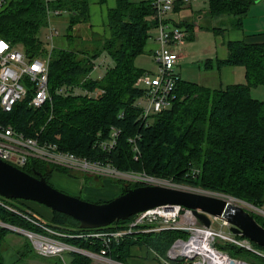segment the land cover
Masks as SVG:
<instances>
[{
    "label": "trees",
    "instance_id": "1",
    "mask_svg": "<svg viewBox=\"0 0 264 264\" xmlns=\"http://www.w3.org/2000/svg\"><path fill=\"white\" fill-rule=\"evenodd\" d=\"M153 1L115 0V6L107 10L104 18L106 32L99 35L92 29L89 0H50L49 3L44 0H5L0 10V38L21 47L25 53L49 55L48 86L52 99L35 110L29 106L32 95L28 93L11 112L5 113L0 107V124L11 126L39 142L52 143L60 151L89 159L105 156L93 145L97 136L107 138L113 126L121 130L118 144L109 155L111 164L118 171L145 173L183 187L189 185L262 206L264 101L252 98L250 89L264 84V44L229 41L227 58L217 63L218 67L242 66L245 84L211 90L179 78L170 105L151 115L147 125H141L134 102L143 90L136 87L135 82L146 71L137 68L134 61L145 52L152 32L158 26ZM105 2L98 0L99 4ZM208 2L210 17L234 16L236 19L232 25L239 27L253 0ZM179 5L182 4H175V9ZM50 10L61 12L50 16L67 19L68 48L46 49L40 41L39 32L48 25L46 18ZM80 26L86 28L82 30ZM191 27V24L187 25L186 30ZM77 44L79 49H76ZM100 56L107 57L110 63L100 79H92L88 76ZM61 87L70 88L71 93L67 96L56 94ZM76 89L103 90L104 93L88 99L74 95ZM136 135H139L136 141L138 155L128 141ZM21 170L34 177H37L35 173H40L52 187L54 173L67 175L64 169L33 160ZM138 186L135 183L131 188ZM11 201L8 200L10 205L22 211L31 210V205L36 204L25 200ZM49 211L51 215L47 223L53 228L79 229V222L75 219ZM253 218L264 228V219ZM130 220L116 222L115 227H125ZM0 223L32 229L1 207ZM8 232L11 230L0 226V264H3L2 245ZM179 237H183L181 232L169 230L137 234L113 243L109 257L126 264L130 247L144 245L160 260H165L168 249ZM74 244L93 252L100 248L99 244L91 246L81 241H74ZM253 245L264 252V248ZM225 248L234 251L233 254L228 251L231 257L235 255L251 264H264V259L250 252L229 246ZM70 264L92 263L85 256L74 254Z\"/></svg>",
    "mask_w": 264,
    "mask_h": 264
},
{
    "label": "built area",
    "instance_id": "2",
    "mask_svg": "<svg viewBox=\"0 0 264 264\" xmlns=\"http://www.w3.org/2000/svg\"><path fill=\"white\" fill-rule=\"evenodd\" d=\"M49 3L50 0H44ZM197 1L209 0H154L158 26L155 28L158 48L153 52L156 63L154 74L145 72L141 75L135 86L143 90V94L134 103L139 109L138 121L141 125H147L151 115L159 113L170 105L173 92L179 76L174 69L178 63V54L175 47L181 45L186 37L182 28L171 26L165 19V15L172 11L175 4L188 5ZM5 0H0V10ZM60 15L58 10L47 12ZM48 23L49 39L52 40L56 31ZM48 62L49 55L39 56L20 51L11 42L0 38V107L3 112L9 113L14 106L22 101L28 93H31L29 106L35 110L40 109L46 103L51 102L48 86ZM94 63L92 72L99 66ZM103 74L99 75L100 79ZM91 78V74L88 76ZM88 99H94L103 90H84ZM81 90L76 89L74 95H80ZM58 95L67 96L70 88L61 87L55 91ZM123 114L120 115L122 117ZM121 130L111 127L107 138L97 139L93 148L105 156L100 159H89L76 156L69 152L60 151L56 145L49 142H39L35 138L26 137L23 133L15 131L11 126L0 124V160L18 169L25 167L30 161H40L48 165L65 169L71 173L92 175L109 179H119L139 185L169 186L168 183L156 180L145 173L120 172L111 164L109 155L115 150ZM139 135L130 138L132 151L138 155L136 141ZM135 155L134 159H137ZM74 173V174H75ZM164 182H167L164 180ZM212 195H218L213 194ZM230 204L239 206L249 215L264 219V204L255 206L247 202L220 196ZM9 199L0 197V207L13 213L32 229H22L12 225L0 223V226L20 233L29 242L33 252L39 257H57L63 259L65 254H81L93 260V264H121L109 257V249L113 243L124 239H130L137 234H147L162 231H179L183 237L174 240L166 253L163 264H171L178 261L180 264H251L241 259L231 257L220 248L229 246L235 249L250 252L264 259V252L255 248L253 243L242 235L233 234L231 225L225 220L216 217L210 218V225L203 226L192 214L190 209L172 205L159 206L149 209L131 217V220L122 228H95L78 229L74 231L58 230L35 217L31 210H19L8 202ZM212 220L218 222L213 227ZM74 241L88 243L91 246L100 245L98 252L84 250L77 247ZM64 264H69L63 262Z\"/></svg>",
    "mask_w": 264,
    "mask_h": 264
},
{
    "label": "crops",
    "instance_id": "3",
    "mask_svg": "<svg viewBox=\"0 0 264 264\" xmlns=\"http://www.w3.org/2000/svg\"><path fill=\"white\" fill-rule=\"evenodd\" d=\"M89 3L92 29L95 33L103 35L106 32L103 25L106 12L115 6V0H106L104 4H99L98 0H89ZM208 4L209 2L206 1H197L188 5H179L177 9L173 7L172 11L165 15L166 21L171 26L184 29L189 24L193 26L187 31L185 40L179 45L180 47L174 49L177 48L179 57L174 71L184 81L196 83L211 90H224L228 86L246 81L245 69L242 66H217L219 61L225 60L228 56L227 43L238 41L245 44H264V0H253L239 27L232 25L236 19L234 16L210 17ZM60 17L62 16L55 17V20ZM52 18H49L48 23H51ZM155 38L152 37L151 43L149 45L147 43L146 47L148 56L156 66L153 59V52L158 48L154 41ZM103 60L105 63H110L107 57ZM184 68H186L185 74H183ZM156 69L157 67H155ZM68 178L70 179L68 175L54 173L51 177L53 183H51L54 186L57 181H68ZM76 180L79 182L78 185L84 183V180L82 181L80 178ZM76 191L77 194H82L83 187L79 186ZM93 196L96 195L85 191V199H91ZM31 208V211L42 215H46L45 209L50 210L38 203L32 204ZM50 215L49 211L48 217ZM15 233L19 237L11 238L6 235L3 242V264H34L36 258L43 261L50 260L47 261V264L71 263L72 257L68 256H64L63 259L37 256L26 238L18 232ZM126 264H163V261L144 245H133L129 249Z\"/></svg>",
    "mask_w": 264,
    "mask_h": 264
},
{
    "label": "water",
    "instance_id": "4",
    "mask_svg": "<svg viewBox=\"0 0 264 264\" xmlns=\"http://www.w3.org/2000/svg\"><path fill=\"white\" fill-rule=\"evenodd\" d=\"M31 57L32 53H29L28 58ZM207 193L201 190L196 192L146 185L125 189L124 193L108 202L91 203L57 190L40 173L34 177L0 160V197L43 205L75 219L79 222V229L103 228L126 221L149 209L177 205L190 209L205 227L210 225L209 217L223 219L231 225L233 234L242 235L258 247L264 248V228L252 215L241 207L230 204L221 195Z\"/></svg>",
    "mask_w": 264,
    "mask_h": 264
},
{
    "label": "rangeland",
    "instance_id": "5",
    "mask_svg": "<svg viewBox=\"0 0 264 264\" xmlns=\"http://www.w3.org/2000/svg\"><path fill=\"white\" fill-rule=\"evenodd\" d=\"M129 1L133 2V3H138L140 0H129ZM52 17L53 16H50V19ZM46 19H47L46 23L48 24V16H47ZM94 24H95V22H94ZM50 26L54 29V31H57V34H54L53 37H52V40L50 41V39L48 37L49 36L48 26H43L41 28L40 32H39L40 41L42 42L43 46L46 49H50V48H68L69 47V43H68V39L66 38V36H67V31H66L67 19H66V17L62 16L60 18H56V20H55V17H53ZM85 28H86V26H80L79 29L84 30ZM76 30H78V29H76ZM182 30L185 31V33L187 35V30L184 29V28H182ZM152 37L153 38L156 37V31L155 30L152 32ZM152 37L149 39L148 45L151 43ZM155 43H157V42L155 41ZM79 48H80V46H79V44H77L76 49H79ZM177 48H178V46H177ZM177 48L175 50L176 53H178ZM17 49L20 50V51H23V49L21 47H19ZM147 50H148V48L146 47L145 52L135 59L134 64H135V66L137 68L145 69L146 71H150L152 74H154L156 72V70H155L156 66H155L154 62L152 61V59L148 56ZM104 58H105V56H100L95 61V63L97 65L98 64L100 65V63H103V65L99 66V68L97 70H95V71H93V73H91V78H93V79L98 78V76H99L98 74L103 73L104 69L107 67V63H105V61L103 60ZM185 72H186V68L183 69V74H185ZM135 84H136V82H135ZM241 84H245V83L243 82ZM250 94H251L252 98H254L256 100H259V101H264V84L258 85L256 87H252L250 89ZM80 95L81 96L87 95V92L81 91ZM138 99L139 98H137V100ZM136 101L134 102L135 104H136ZM136 109L139 111L138 108H136ZM101 138L102 137L99 135V136H97L95 141L97 139H101ZM96 151L99 153L98 150H96ZM46 165H48V164H46ZM49 166H53V165H49ZM60 169H62V168H60ZM65 171L67 172V175L70 177V179L68 178L69 179L68 181L67 180L57 181V183H59V184L55 183L54 184V186H55L54 188H56L59 191H62L64 193H66V194H68L70 196H74V197H77V198L80 197L82 200H87V199L84 198L85 191H87V192L90 191L93 195H96V196H93L91 199L87 200V201H89L91 203L108 202V201L116 198L120 194L124 193L125 189H133L131 187L133 185H135V183H133V182H127V181H123V180H119V179H109V178H103V177L101 178V177H96V176H92V175L76 174L75 172L71 173V172H69L67 170H65ZM35 174L37 176V173H35ZM71 177H78L82 181L84 180V183L78 185L79 182H78V180H76L77 178H71ZM150 177H152V176H150ZM153 178H156V180H158L160 182L162 181V183H168L170 185L172 184L171 185L172 187H175V188H178V189L182 188V189H187L189 191H196V192H200V190H201L199 188H195V187H192V186H189V185L188 186L186 185V186L183 187V186L177 185V184H175V183H173V182H171L169 180H165V179H162V178H158V177H153ZM164 180L167 181V182H164ZM136 184H138V183H136ZM79 186L83 187L82 194H77L76 189L77 188L79 189ZM140 186H142V185H140ZM166 187H169V186H166ZM197 190H199V191H197ZM201 191H204V190H201ZM205 192H208L207 194H210V195H212V193H213V192H210V191H205ZM213 194H216V193H213ZM223 196H225V195H223ZM9 201H11V200L9 199ZM44 212L46 213V215H42V214H39V213H37L35 211H32V213H33V215L35 217H37L38 219H40L43 222H47L48 221V213H49V211L47 209H45ZM211 224H212L213 227H217L218 226V222L212 220V218H211ZM113 227H115V223L107 226V228H113ZM169 231H172V230H169ZM7 235H8V237H11V238L19 237V236H17L18 234H16L15 231L8 232ZM223 248H224L223 250L226 251L227 253H228V251H231L232 254L234 253L233 250L226 249L225 247H223ZM73 255L74 254H72V256ZM65 256L66 257L67 256L70 257L71 254H67L66 253ZM233 257L242 260L241 257L235 256V255H233ZM89 260H90V262L92 264L94 263L92 259L89 258ZM47 261H50V260H47ZM47 261H43L42 259L36 258V261L34 262V264H47L48 263ZM243 261H245V260H243ZM245 262H247V261H245ZM62 264H64V263H62Z\"/></svg>",
    "mask_w": 264,
    "mask_h": 264
}]
</instances>
